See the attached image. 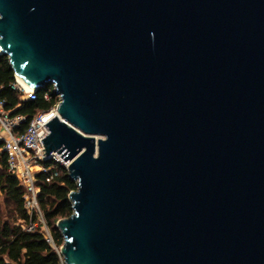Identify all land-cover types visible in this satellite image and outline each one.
I'll return each mask as SVG.
<instances>
[{
	"label": "water",
	"instance_id": "water-1",
	"mask_svg": "<svg viewBox=\"0 0 264 264\" xmlns=\"http://www.w3.org/2000/svg\"><path fill=\"white\" fill-rule=\"evenodd\" d=\"M0 54L60 99L64 264H264V0H0Z\"/></svg>",
	"mask_w": 264,
	"mask_h": 264
},
{
	"label": "trees",
	"instance_id": "trees-1",
	"mask_svg": "<svg viewBox=\"0 0 264 264\" xmlns=\"http://www.w3.org/2000/svg\"><path fill=\"white\" fill-rule=\"evenodd\" d=\"M15 83L9 58L0 54V102H4L5 109L12 117L26 118V122L17 130V133H22L40 111L56 107L60 99L54 95V87L48 85L36 92V100H22V94L13 88ZM2 148L3 142L0 141V264H64L61 254L47 243L40 232H28L18 224L28 221L24 208L26 189L10 172L8 158ZM42 165L46 172L41 171L36 175L39 204L52 232L55 247L60 250L64 239L56 224L73 214L69 195L77 190V183L60 163L49 160Z\"/></svg>",
	"mask_w": 264,
	"mask_h": 264
},
{
	"label": "built area",
	"instance_id": "built-area-1",
	"mask_svg": "<svg viewBox=\"0 0 264 264\" xmlns=\"http://www.w3.org/2000/svg\"><path fill=\"white\" fill-rule=\"evenodd\" d=\"M13 88L22 94V100H36L35 91H26L23 85L16 79ZM48 99V94L46 95ZM57 107L47 111H40L30 122L28 128L17 133V130L26 122L24 116H11L5 109L4 102H0V141L3 142L2 151L7 155L10 172L25 187L24 208L28 214V221L18 224L28 232H40L44 239L60 254L55 247L52 232L45 220L39 204V189L36 175L46 172L42 163L54 160L67 167L57 155L47 157L44 153L43 139L48 135L47 123L58 115ZM56 113V116H54ZM50 182V179H48Z\"/></svg>",
	"mask_w": 264,
	"mask_h": 264
},
{
	"label": "bare ground",
	"instance_id": "bare-ground-1",
	"mask_svg": "<svg viewBox=\"0 0 264 264\" xmlns=\"http://www.w3.org/2000/svg\"><path fill=\"white\" fill-rule=\"evenodd\" d=\"M23 85V84H22ZM23 87L25 88L26 91H30L31 89H29L28 87H26L25 85H23ZM54 116H56V113H54Z\"/></svg>",
	"mask_w": 264,
	"mask_h": 264
},
{
	"label": "rangeland",
	"instance_id": "rangeland-1",
	"mask_svg": "<svg viewBox=\"0 0 264 264\" xmlns=\"http://www.w3.org/2000/svg\"><path fill=\"white\" fill-rule=\"evenodd\" d=\"M0 199L2 200V196H1V193H0Z\"/></svg>",
	"mask_w": 264,
	"mask_h": 264
}]
</instances>
